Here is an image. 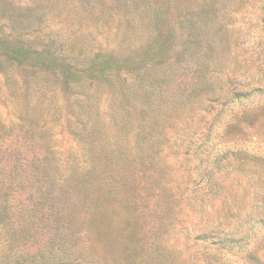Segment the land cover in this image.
<instances>
[{"label": "rangeland", "instance_id": "374dc122", "mask_svg": "<svg viewBox=\"0 0 264 264\" xmlns=\"http://www.w3.org/2000/svg\"><path fill=\"white\" fill-rule=\"evenodd\" d=\"M148 2L0 0V39L34 54L0 50L3 264L63 242L71 264H264V0ZM109 147L141 164L47 202L37 161Z\"/></svg>", "mask_w": 264, "mask_h": 264}, {"label": "trees", "instance_id": "16d2710c", "mask_svg": "<svg viewBox=\"0 0 264 264\" xmlns=\"http://www.w3.org/2000/svg\"><path fill=\"white\" fill-rule=\"evenodd\" d=\"M146 6H150L148 0H146ZM0 50L3 59L8 60L9 62H22L24 64L29 63L30 55H34L31 51L23 46L12 45L10 42L6 40L0 39ZM40 56V55H38ZM67 68L68 64L65 63ZM51 69L52 65H49ZM116 70H120V67L114 68ZM47 70V69H46ZM45 71V70H44ZM113 70L108 71V75L119 74V71ZM121 72V71H120ZM144 113L141 114L143 117ZM247 115V114H246ZM132 116V113L126 116V119H123L122 123H130L129 117ZM140 129H142V123L138 125ZM139 138L142 136L143 131L139 130ZM120 155L131 154L127 147H125ZM46 152L50 153V149L46 148ZM107 154L112 157L106 159H88L85 166H82L78 162H70L66 165H63L59 160L48 157L45 161H37L39 164H34L35 169L37 171L43 170L42 174L39 177V181L41 182V187L46 189V200L51 201L53 206H56L60 209L61 212H64V209H75L76 207L87 206L89 204V194L90 191L94 190L95 183L100 180L109 178L110 181L113 178L112 171L113 168L115 173L120 172L117 169H124V173L127 174L132 166L141 164V158H130L128 156H122L116 158L119 150L109 147L107 149ZM245 154V153H244ZM45 163L44 166H42ZM30 164H28L29 166ZM0 175V184L3 187L12 186L11 182L5 180V178H1ZM9 192V191H8ZM10 193V192H9ZM88 193V194H86ZM0 213L4 219H6V228H7V245L13 248L16 245L17 238V230L14 226L15 220H13V215L9 210V207L5 204L0 207ZM258 216H264V210L261 211ZM25 231V230H23ZM26 231L28 232V236L30 235V229L27 227ZM224 236V235H223ZM224 239H220V242L226 240V236ZM55 245V244H54ZM57 249H60L59 252L57 250H48L44 254L37 255L31 259V264H71L75 260H73L72 250L68 249L69 247L65 242H63L62 246L55 245ZM55 249V248H54ZM251 256H255V253L250 252ZM259 257V256H258ZM260 260V259H259ZM0 264H3L0 262ZM13 264H24L21 260L14 261Z\"/></svg>", "mask_w": 264, "mask_h": 264}]
</instances>
